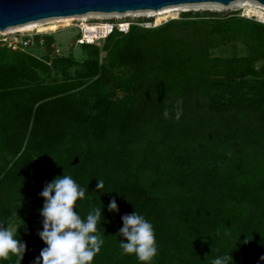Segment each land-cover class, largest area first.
Returning a JSON list of instances; mask_svg holds the SVG:
<instances>
[{
  "label": "trees",
  "instance_id": "obj_1",
  "mask_svg": "<svg viewBox=\"0 0 264 264\" xmlns=\"http://www.w3.org/2000/svg\"><path fill=\"white\" fill-rule=\"evenodd\" d=\"M235 38L248 56L211 55ZM80 45L82 61L0 45V222L27 244L21 264L46 247L40 193L63 174L86 189L82 217L103 208L92 264H139L117 236L135 210L154 226L151 264H211L231 252L232 264H264V79L251 81L264 77V22L173 19Z\"/></svg>",
  "mask_w": 264,
  "mask_h": 264
},
{
  "label": "clouds",
  "instance_id": "obj_2",
  "mask_svg": "<svg viewBox=\"0 0 264 264\" xmlns=\"http://www.w3.org/2000/svg\"><path fill=\"white\" fill-rule=\"evenodd\" d=\"M177 103L180 105L182 101ZM182 114V109L178 108L175 119L179 120ZM163 115L169 118L167 110ZM104 187V181L98 179L97 191L103 192ZM85 195L86 189L71 175L63 174L45 185L40 193L44 204L40 210L43 230L39 231V237L46 247L33 264H92L104 243L97 229L103 217V208H93L86 217H82L77 201H82ZM107 208L109 212H119L115 199ZM122 222L123 227L117 234L123 238L119 243L122 254L134 255L139 264H151L158 252L154 226L136 210L133 214L123 216ZM16 231L8 222H0V258L8 259L12 255L17 257V264H21L27 244L16 235ZM231 253L215 257L211 264H232L234 260ZM260 260L264 261V256Z\"/></svg>",
  "mask_w": 264,
  "mask_h": 264
},
{
  "label": "rangeland",
  "instance_id": "obj_3",
  "mask_svg": "<svg viewBox=\"0 0 264 264\" xmlns=\"http://www.w3.org/2000/svg\"><path fill=\"white\" fill-rule=\"evenodd\" d=\"M247 2H248L247 0L246 1L245 0H235L231 2L229 5H224V4L217 3V2H197V3H183V4L170 5V6H173L172 8L176 10L167 13L166 15H168L169 17L165 18L160 23H158L157 21V16L151 15L149 10L128 11L125 13H117V12L109 13V14H116L117 16L112 15L110 16L108 20L118 21L122 19H128V20H133L137 22L143 21V20L145 21L151 20L154 22V25H155L153 27H156V26L166 24L167 22L173 19H178V20L204 19L208 17H221L227 14L236 13L239 16H244L249 19L260 21L256 17L246 16V10H245L246 6L244 4H246ZM175 12H178L177 15L175 14ZM91 13L95 14V12H90L87 14H91ZM188 15H191V16L189 17ZM75 16H80V15H75ZM76 18L77 19L73 20L69 25L61 26L57 32H51V31L39 32L38 30L31 31L30 32L31 34L38 33L40 35H49L52 37L53 40L49 47H45V46L43 47L42 43H35L31 46H28L26 50L41 58H46V57L52 58L57 54L55 50L56 48H58L60 50V53L58 54L70 56L80 61L84 60L87 57V54L83 50V47L80 44H77L76 42V39L81 35V29L79 28V25L81 23H85L86 21L88 22L98 21L99 20L98 18L100 17H94V18L88 17L86 19H83V18L81 19L80 17H76ZM43 20H46V19H43ZM12 27H16V26H12ZM12 27H9V28H12ZM14 29L19 30L17 28H13L12 31H14ZM249 52H250V48L248 44L241 38H235L228 42L218 43L210 49V53L212 56L224 57V58L245 57V56H248ZM102 56L104 57L105 54H102ZM256 65L259 67L261 65V62H257ZM251 79H252L251 80L252 82L256 81V85H259L260 83L259 80L264 79V77L262 76H259L256 78L251 77ZM119 95H122V94L119 93ZM13 227L15 228V226Z\"/></svg>",
  "mask_w": 264,
  "mask_h": 264
},
{
  "label": "water",
  "instance_id": "obj_4",
  "mask_svg": "<svg viewBox=\"0 0 264 264\" xmlns=\"http://www.w3.org/2000/svg\"><path fill=\"white\" fill-rule=\"evenodd\" d=\"M233 1L235 0H0V30L32 21L90 12L159 10L165 6L197 2L229 5ZM255 1L264 4V0Z\"/></svg>",
  "mask_w": 264,
  "mask_h": 264
},
{
  "label": "built area",
  "instance_id": "obj_5",
  "mask_svg": "<svg viewBox=\"0 0 264 264\" xmlns=\"http://www.w3.org/2000/svg\"><path fill=\"white\" fill-rule=\"evenodd\" d=\"M137 24L144 28H151L154 25V22L151 20L143 21H133L128 19L122 20H98L95 22L81 23L79 28L81 29V35L76 39L77 44L90 43V44H99L106 37H108L115 30H118L122 33H127L130 30L131 25ZM96 27V30L92 31L87 28ZM0 30V45H6L12 50H26L28 46H31L36 43L35 36L40 34H31V31H20V30H10L6 31ZM89 30V31H88ZM40 43H43V40L40 39ZM55 52L58 54L60 50L56 48Z\"/></svg>",
  "mask_w": 264,
  "mask_h": 264
},
{
  "label": "bare ground",
  "instance_id": "obj_6",
  "mask_svg": "<svg viewBox=\"0 0 264 264\" xmlns=\"http://www.w3.org/2000/svg\"><path fill=\"white\" fill-rule=\"evenodd\" d=\"M247 1L248 2L246 4L243 3L246 6V9H245L246 10V16L256 17L261 22H264V4H261L255 0H247ZM172 7L173 6H165L163 8H160L159 10H154V11L149 10V12L151 13V15L157 16V21H158V23H160L162 20L169 17L168 15H166L167 13L176 10ZM177 13L178 12H175L176 15H177ZM112 15H116V14L97 12L95 14L94 13L82 14L80 16L55 17V18H49L46 20L32 21V22H29L26 24H21V25H18L16 27L9 28L6 31L12 30L13 28H17L20 31L38 30L39 32H47V31L57 32L61 26L69 25L73 20L77 19L76 17H80L81 19L82 18L86 19L88 17L89 18L100 17V18H98L99 20H101V19L104 20V19H109L110 16H112ZM87 29L94 31V30H96V27L93 26L92 28H87Z\"/></svg>",
  "mask_w": 264,
  "mask_h": 264
}]
</instances>
